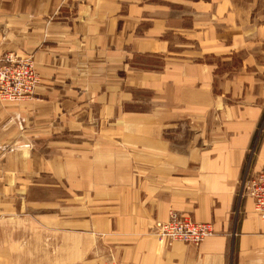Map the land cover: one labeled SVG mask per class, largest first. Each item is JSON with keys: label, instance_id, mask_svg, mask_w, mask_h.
Segmentation results:
<instances>
[{"label": "crops", "instance_id": "crops-1", "mask_svg": "<svg viewBox=\"0 0 264 264\" xmlns=\"http://www.w3.org/2000/svg\"><path fill=\"white\" fill-rule=\"evenodd\" d=\"M9 53L39 82L0 101V154L71 194L0 198V264H264V0H0ZM171 212L214 234L162 246Z\"/></svg>", "mask_w": 264, "mask_h": 264}, {"label": "built area", "instance_id": "built-area-1", "mask_svg": "<svg viewBox=\"0 0 264 264\" xmlns=\"http://www.w3.org/2000/svg\"><path fill=\"white\" fill-rule=\"evenodd\" d=\"M37 83L31 56L8 54L0 58V99H25L33 93ZM240 186V194L251 199L254 212L264 221V167L253 172L246 170ZM213 234L211 223L174 212L165 220H155L152 227V235L165 247L174 242L198 244Z\"/></svg>", "mask_w": 264, "mask_h": 264}, {"label": "rangeland", "instance_id": "rangeland-1", "mask_svg": "<svg viewBox=\"0 0 264 264\" xmlns=\"http://www.w3.org/2000/svg\"><path fill=\"white\" fill-rule=\"evenodd\" d=\"M33 93L29 97L17 101L2 99H0V101L19 102L30 99ZM139 95H142V93L140 92ZM2 149L4 154H0V198L8 202L9 207H7L6 210L10 211L9 214L14 215L16 209L26 210V207H30L29 203L25 206L26 200H24V197H52L54 194L55 197H64V195H66V197L70 196L69 187L65 188L60 184V179H56L55 181L53 176H50V174L48 175L47 171L32 172L20 170L19 167L21 163L19 160L21 158L24 160L29 158L33 159L34 157V155L30 153L31 146L29 144H25V146L7 144L6 146H2ZM16 204L17 208L14 206Z\"/></svg>", "mask_w": 264, "mask_h": 264}]
</instances>
